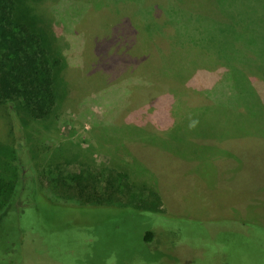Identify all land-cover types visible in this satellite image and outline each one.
Here are the masks:
<instances>
[{
	"label": "rangeland",
	"instance_id": "1",
	"mask_svg": "<svg viewBox=\"0 0 264 264\" xmlns=\"http://www.w3.org/2000/svg\"><path fill=\"white\" fill-rule=\"evenodd\" d=\"M41 3L71 88L22 118L37 203L0 212L1 245L19 220L22 264H264V0ZM88 163L126 175L137 207L61 199L57 165Z\"/></svg>",
	"mask_w": 264,
	"mask_h": 264
},
{
	"label": "trees",
	"instance_id": "2",
	"mask_svg": "<svg viewBox=\"0 0 264 264\" xmlns=\"http://www.w3.org/2000/svg\"><path fill=\"white\" fill-rule=\"evenodd\" d=\"M41 1L0 0V151L7 152L5 157L13 168L11 177L0 174V212L18 197L22 203H37L36 195L32 201L24 195L30 184L34 188L37 178L30 139L24 130L29 125L22 118L34 121L46 118L71 88L69 78L64 75L69 65L61 37L50 30L54 23L41 24ZM48 183L61 199L79 205L121 206L123 200L137 207L131 201L138 194L131 190L127 176L107 165L96 168L88 163L75 170L59 169L57 165ZM12 226L18 233L16 237L4 234L5 246L1 245L0 234V264H22L24 259L20 256V242L27 234L26 225L18 220ZM154 236L155 232L148 230L144 238L151 241Z\"/></svg>",
	"mask_w": 264,
	"mask_h": 264
}]
</instances>
